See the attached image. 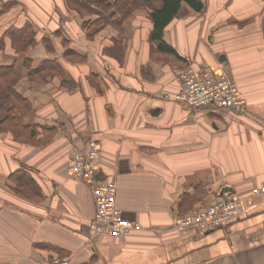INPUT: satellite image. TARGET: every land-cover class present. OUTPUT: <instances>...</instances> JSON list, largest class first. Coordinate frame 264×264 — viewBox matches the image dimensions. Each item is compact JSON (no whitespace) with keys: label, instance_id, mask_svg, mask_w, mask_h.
Masks as SVG:
<instances>
[{"label":"crops","instance_id":"0c3cea01","mask_svg":"<svg viewBox=\"0 0 264 264\" xmlns=\"http://www.w3.org/2000/svg\"><path fill=\"white\" fill-rule=\"evenodd\" d=\"M202 2L165 29L171 54L151 41L148 8L90 37L84 24L99 16L68 0H0V66L18 69L21 96L0 109L14 105L20 122L0 126V264H264V194L253 195L264 188V0ZM28 25L35 46L22 54L7 32ZM188 65L234 79L244 111L178 103L175 72ZM93 139L134 225L120 239L91 235L95 199L66 170ZM217 196L242 200L239 216L176 228Z\"/></svg>","mask_w":264,"mask_h":264},{"label":"built area","instance_id":"2783aa9c","mask_svg":"<svg viewBox=\"0 0 264 264\" xmlns=\"http://www.w3.org/2000/svg\"><path fill=\"white\" fill-rule=\"evenodd\" d=\"M175 79L178 91L175 99L182 106L199 110L207 106L243 112L245 102L237 82L223 72L198 70L193 65L177 69ZM101 146L96 140H89L84 149L74 150L68 159V174L81 181L92 193L96 213L90 222L89 231L93 237L120 239L134 225L123 218L116 205L117 185L100 177ZM264 194V188L256 189L254 196ZM242 210V200L213 197L204 208L177 218L176 228L183 234L209 232L234 220ZM56 264H68L56 262Z\"/></svg>","mask_w":264,"mask_h":264},{"label":"trees","instance_id":"16d2710c","mask_svg":"<svg viewBox=\"0 0 264 264\" xmlns=\"http://www.w3.org/2000/svg\"><path fill=\"white\" fill-rule=\"evenodd\" d=\"M72 6L82 15H98L99 18L88 22L84 26L90 31V37L108 25L119 27L123 21L129 19L133 13L141 8L150 9V18L153 23L151 41L158 43V50L163 53L176 54L165 42L164 31L172 20L180 13L182 4H187L196 12L202 11V0H116L111 3L107 0H70ZM1 15V12H0ZM8 35L19 53L25 54L29 47L35 46V33L29 25L22 30H9ZM5 47L4 35L0 37V51ZM48 62H43L37 69L30 70V74H38L46 69ZM20 74L15 66H0V109L4 102L20 100L21 96L14 90V83ZM14 123V124H13ZM20 126L15 106L5 108V116L0 118V126ZM13 130V129H12Z\"/></svg>","mask_w":264,"mask_h":264},{"label":"rangeland","instance_id":"374dc122","mask_svg":"<svg viewBox=\"0 0 264 264\" xmlns=\"http://www.w3.org/2000/svg\"><path fill=\"white\" fill-rule=\"evenodd\" d=\"M68 4H70V7H72L73 9H75V7L74 6H72V4L70 3V0H68ZM89 14H87V13H83L81 16L82 17H86V16H88ZM85 25V24H84ZM32 30H33V28H32Z\"/></svg>","mask_w":264,"mask_h":264}]
</instances>
